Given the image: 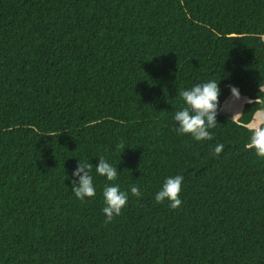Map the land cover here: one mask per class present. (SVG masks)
Here are the masks:
<instances>
[{
    "label": "trees",
    "instance_id": "trees-1",
    "mask_svg": "<svg viewBox=\"0 0 264 264\" xmlns=\"http://www.w3.org/2000/svg\"><path fill=\"white\" fill-rule=\"evenodd\" d=\"M210 80L217 125L197 141L174 115ZM229 86L249 99L237 120ZM260 111L264 0H0V264H264ZM79 161L96 190L83 201ZM176 175L181 206L156 203ZM106 184L129 194L110 223Z\"/></svg>",
    "mask_w": 264,
    "mask_h": 264
},
{
    "label": "clouds",
    "instance_id": "clouds-1",
    "mask_svg": "<svg viewBox=\"0 0 264 264\" xmlns=\"http://www.w3.org/2000/svg\"><path fill=\"white\" fill-rule=\"evenodd\" d=\"M229 87L232 95L239 97L238 89L234 86ZM220 94L219 83L215 80L196 84L188 90H182L179 95L185 106L176 111L174 115V119L178 123L177 131L182 135H191L197 141L213 139L209 130L217 125L216 117ZM251 145L256 148L259 156L264 157V130H258L254 133ZM222 150L223 145H215V154L219 155ZM92 171L93 165L90 162L79 161L76 170L72 174L73 177H77L79 180L78 184L76 180H73L72 192L81 201L86 198H93L96 195ZM95 172L108 181H114L118 176L117 167L108 163L103 157L98 159ZM183 179L181 175L168 177L155 196L156 203H163L167 200L172 209H178L182 204L180 193ZM130 192L137 198L142 195L136 185L131 186ZM128 195V192L122 191L118 185H105L103 190L105 207L102 209L106 218L105 223H110L116 216L121 214L128 203Z\"/></svg>",
    "mask_w": 264,
    "mask_h": 264
},
{
    "label": "rangeland",
    "instance_id": "rangeland-1",
    "mask_svg": "<svg viewBox=\"0 0 264 264\" xmlns=\"http://www.w3.org/2000/svg\"><path fill=\"white\" fill-rule=\"evenodd\" d=\"M243 98H245V97L241 96L240 93H239V97H234L231 94L230 97L227 99V101L225 103H223L224 105H222L221 112L225 116L237 120V118H238L237 114H238L239 109H240L239 106H241V102L243 101ZM256 115H258L256 117L260 120L262 115L264 116V111L258 112ZM256 117H254V120H253L254 123L251 125V128L258 131V130H260L259 129L260 125L263 124L264 122H262V123L259 122L257 124Z\"/></svg>",
    "mask_w": 264,
    "mask_h": 264
},
{
    "label": "crops",
    "instance_id": "crops-1",
    "mask_svg": "<svg viewBox=\"0 0 264 264\" xmlns=\"http://www.w3.org/2000/svg\"><path fill=\"white\" fill-rule=\"evenodd\" d=\"M247 102H249V99L247 98V97H245V98H243V101L241 102V106H239L240 107V109H239V112H238V114H237V117L239 118V116L241 115V111H242V109H243V106H244V104L245 103H247ZM261 112V111H260ZM256 116H258V115H255V117ZM237 118V119H238ZM256 122H257V124L260 122V123H262V122H264V116L262 115V117L260 118V120L256 117ZM254 122H252L249 126L251 127V125L253 124Z\"/></svg>",
    "mask_w": 264,
    "mask_h": 264
}]
</instances>
